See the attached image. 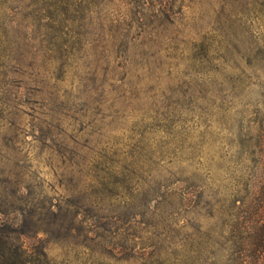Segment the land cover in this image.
Here are the masks:
<instances>
[{
    "label": "rangeland",
    "instance_id": "374dc122",
    "mask_svg": "<svg viewBox=\"0 0 264 264\" xmlns=\"http://www.w3.org/2000/svg\"><path fill=\"white\" fill-rule=\"evenodd\" d=\"M261 135L264 0H0V226L51 264H247Z\"/></svg>",
    "mask_w": 264,
    "mask_h": 264
},
{
    "label": "trees",
    "instance_id": "16d2710c",
    "mask_svg": "<svg viewBox=\"0 0 264 264\" xmlns=\"http://www.w3.org/2000/svg\"><path fill=\"white\" fill-rule=\"evenodd\" d=\"M259 148L264 147V135L258 139ZM264 154V150H261ZM196 183V182H195ZM197 184V185H196ZM191 187L194 190L192 193L197 194V198L202 193L201 185L197 182ZM243 209L242 220V235L240 238V252L243 255V261L248 263V260L255 259L259 255L260 249L264 248V183L260 191L254 196H247L241 203ZM13 235H16L17 238ZM37 234L34 235L26 230V223L18 229L11 225L2 224L0 226V264H51L45 247L41 244L33 247L21 243V238L26 236L37 239ZM20 242V244H15ZM40 243L41 240L39 239Z\"/></svg>",
    "mask_w": 264,
    "mask_h": 264
}]
</instances>
